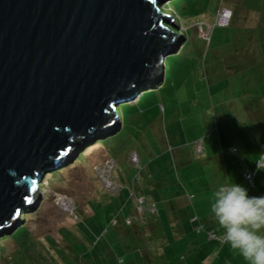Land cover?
<instances>
[{
    "label": "rangeland",
    "instance_id": "obj_1",
    "mask_svg": "<svg viewBox=\"0 0 264 264\" xmlns=\"http://www.w3.org/2000/svg\"><path fill=\"white\" fill-rule=\"evenodd\" d=\"M183 2L189 18L194 12H210V23L196 25L198 34L199 29L212 25L219 9L231 12L229 26L216 27L211 44L202 46L205 54L209 53L208 61L217 46L238 51L247 48L234 57L236 66L231 77L207 69L204 80L202 74H198L199 78L188 75L197 80L196 87L191 78L185 79L186 92L179 99L183 102L173 100L168 105V89L159 96L149 87L120 104L117 114L119 120L125 119L121 131L85 144L72 162L41 176L37 207L23 210L18 226L4 235L13 237L0 242V264H129L131 259L140 262L145 251L143 243L149 235L135 236L132 226L146 233L153 216L148 211L150 204L197 189L196 185L185 183L189 176H197V168L204 161V148L231 144L239 151L250 150V144L255 146L246 137L252 122L242 106L256 99L264 85V0H171L163 7L174 8L175 12L166 16L173 18L183 12ZM175 19L176 22L171 19L177 25L175 32L184 38L182 18ZM183 43L184 40L176 52L166 57L164 64L165 76L178 82L182 72H178L177 53ZM208 83H222L226 88L218 94L216 89H210L209 93ZM141 96L140 105L132 107ZM227 101L234 103L237 110L234 108L233 116L227 112L228 120L222 121V103L228 109ZM227 131L236 138L229 139ZM132 150L138 156L135 165L129 163ZM237 154L239 160L240 152ZM242 158L244 161H240L246 166L256 161L244 154ZM150 177H162V181L154 185L156 178L150 181ZM138 191L143 195H132ZM140 199H146L141 208L137 205Z\"/></svg>",
    "mask_w": 264,
    "mask_h": 264
},
{
    "label": "water",
    "instance_id": "obj_2",
    "mask_svg": "<svg viewBox=\"0 0 264 264\" xmlns=\"http://www.w3.org/2000/svg\"><path fill=\"white\" fill-rule=\"evenodd\" d=\"M170 1L0 0V237L37 207L43 174L161 83L184 40L160 11Z\"/></svg>",
    "mask_w": 264,
    "mask_h": 264
},
{
    "label": "crops",
    "instance_id": "obj_3",
    "mask_svg": "<svg viewBox=\"0 0 264 264\" xmlns=\"http://www.w3.org/2000/svg\"><path fill=\"white\" fill-rule=\"evenodd\" d=\"M209 13L206 11L194 12L191 18L187 17V14L184 17L181 16L186 30L184 32V43L180 51H178L179 63L177 67L178 72H182L180 79L178 77L180 81L168 78L164 74L161 83L156 88H152L159 96L163 90H169V97L165 99L168 105L173 104L174 101L176 103L184 101L179 99L186 92L187 83L185 79L187 77L195 82L193 87L197 86V80L188 75L196 74L198 77V74H202L201 77L204 80V73L207 69L212 72L213 69H216V72H220V74H224L229 78L236 66V58L234 59V57L240 55L239 53L244 50L246 51V49L240 52L236 49H219L217 46V48L212 49L211 53L213 56L211 57V61H208L209 53L205 54L206 51L203 50L202 46L205 45V42L199 37L197 26L201 23L211 22L208 19ZM262 40L264 42V38ZM211 42L212 36L210 44ZM262 48H264V43H262ZM261 56L264 59V53H261ZM224 83L227 82L224 81ZM208 86V92L210 93V89H216V94L220 92V89L226 88V85L222 83H208ZM260 90L261 92L257 95L256 99L242 106L243 111L250 117L252 122V129L250 131L246 129V137L255 143V146L250 144V150L243 149L239 151L231 144L223 146L220 144L211 148H204V161L197 168V176H189V179L186 178L185 183L187 185H196L197 189L195 191L187 190V195L170 196L161 199L156 204L151 202L156 205V212L152 214L153 216L146 233H142L139 228L132 226L135 236L139 238L140 234H147L149 236H146L147 241L143 243L145 251L141 254V261L135 262L131 259L129 264H234L239 262L248 264V261L237 250L232 249L227 243L221 246L217 245L215 241L209 239L208 233L212 232L216 236L224 234V230L219 226L214 214L211 212L213 193L220 186L235 183L247 189L249 196H264V166L262 169L256 170L255 165L259 158L260 146L264 143V85ZM142 96L135 103H132L131 106H139ZM227 106L228 109L226 103H222L224 113H221L219 116L222 121L228 120L226 118L227 112L233 116V112L235 109L237 110V107L231 101H227ZM124 122V118L120 119L118 131L124 128ZM225 135L232 140L236 138V136L235 138L231 137L230 131H227ZM225 141L229 142L226 139ZM248 142L246 140L247 145ZM238 152H240L239 160L236 157ZM130 153L137 156V153L133 150ZM186 153L191 156L190 152ZM243 154L246 157L250 156L254 158L256 160L255 163L249 166L244 165L245 163L243 164L240 161L243 160ZM243 167L245 169L242 171ZM246 170L255 171L253 189H249L244 182L243 173ZM152 179L156 180L153 183L154 185H158V181H162V177L149 178L150 181ZM125 182L128 185L129 182L127 180ZM132 195L138 197L143 194L138 191L137 195L135 193ZM160 206L161 208H159ZM261 232L264 234V229ZM152 252L156 258L150 255Z\"/></svg>",
    "mask_w": 264,
    "mask_h": 264
},
{
    "label": "clouds",
    "instance_id": "obj_4",
    "mask_svg": "<svg viewBox=\"0 0 264 264\" xmlns=\"http://www.w3.org/2000/svg\"><path fill=\"white\" fill-rule=\"evenodd\" d=\"M211 212L224 230L225 243L248 264H264V196H249L239 184L223 185L213 193Z\"/></svg>",
    "mask_w": 264,
    "mask_h": 264
},
{
    "label": "built area",
    "instance_id": "obj_5",
    "mask_svg": "<svg viewBox=\"0 0 264 264\" xmlns=\"http://www.w3.org/2000/svg\"><path fill=\"white\" fill-rule=\"evenodd\" d=\"M231 19V12H229L228 10L225 9H219L218 12L216 13V16L214 18V21L212 23V25L207 26L205 30L202 31V29H199V37L206 41L209 42L210 40V36H211V32L213 31L214 28L218 27V28H225L228 26L229 22ZM129 163L131 165H135L137 163V156L135 154H132L129 158ZM256 169L262 168L264 166V145L260 146V154H259V158L256 161ZM254 177H255V171L251 172L249 170H246L243 173V179L244 182L247 184L248 188L252 189L254 188ZM107 188V187H106ZM146 202L145 199H140L138 202V207L141 208V206ZM150 213L154 214L156 212L155 210V205L154 204H150L149 205V210ZM129 223V222H127ZM208 237L211 240H216L218 244L223 245L225 243L224 241V235L221 237H216L214 236V234L212 232L208 233Z\"/></svg>",
    "mask_w": 264,
    "mask_h": 264
},
{
    "label": "trees",
    "instance_id": "obj_6",
    "mask_svg": "<svg viewBox=\"0 0 264 264\" xmlns=\"http://www.w3.org/2000/svg\"><path fill=\"white\" fill-rule=\"evenodd\" d=\"M182 5L184 6V11L183 12H181V13H179L178 15H175L172 19H174L175 20V22H176V19L175 18H178V17H181V16H185L187 13H186V10L188 9L187 8V4H185L184 2L182 3ZM181 5V6H182ZM160 11H161V13L162 14H165V15H168L169 13H172V12H175V9L174 8H168V7H162V8H160ZM228 26H229V24H228ZM227 26V27H228ZM227 27H225V28H227ZM215 29V28H214ZM213 32V31H212ZM212 32H211V36H212ZM211 36H210V39H211ZM204 41V40H203ZM206 44H207V46H209V44H210V40H209V42H206V41H204ZM253 45V44H252ZM251 45V46H252ZM250 46V47H251ZM244 49H247V48H244ZM244 49H242V50H244ZM241 50V51H242ZM238 52H240V51H238ZM178 54V53H177ZM165 73V72H164ZM156 86V85H155ZM154 86V87H155ZM153 88V87H152ZM151 88V89H152ZM116 112H117V109H116ZM91 140V139H90ZM93 140V139H92ZM79 160H82V158H80ZM59 165V164H58ZM56 167V166H55ZM259 169H262V168H259ZM259 169H256V170H259ZM247 185V184H246ZM250 189V188H249ZM253 189V188H252ZM146 200V199H145ZM156 210V209H155ZM25 214V213H24ZM27 214V213H26ZM22 228V227H21ZM21 228H19L17 231H20L21 230ZM224 235V234H223ZM222 235V236H223ZM214 236H216V235H214ZM12 237H13V235H10V236H4L1 240H0V242H3V243H5L6 241H8V240H10V239H12ZM216 237H221V236H216ZM213 241H215L216 243H217V241L216 240H213ZM225 244V243H224ZM217 245H219V246H221L220 244H218L217 243Z\"/></svg>",
    "mask_w": 264,
    "mask_h": 264
},
{
    "label": "bare ground",
    "instance_id": "obj_7",
    "mask_svg": "<svg viewBox=\"0 0 264 264\" xmlns=\"http://www.w3.org/2000/svg\"><path fill=\"white\" fill-rule=\"evenodd\" d=\"M165 70V69H164ZM165 72V71H164ZM40 187V186H39Z\"/></svg>",
    "mask_w": 264,
    "mask_h": 264
}]
</instances>
